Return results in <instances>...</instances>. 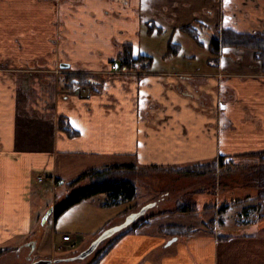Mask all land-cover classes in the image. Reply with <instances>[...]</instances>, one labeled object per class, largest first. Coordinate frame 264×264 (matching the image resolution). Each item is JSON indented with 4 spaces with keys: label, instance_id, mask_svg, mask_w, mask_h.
Returning <instances> with one entry per match:
<instances>
[{
    "label": "crops",
    "instance_id": "0c3cea01",
    "mask_svg": "<svg viewBox=\"0 0 264 264\" xmlns=\"http://www.w3.org/2000/svg\"><path fill=\"white\" fill-rule=\"evenodd\" d=\"M224 29L264 33V0H0V251L35 252L39 187L57 191L108 164L181 166L264 151V72L252 49L213 55L205 37ZM125 43L150 55L149 67L116 71ZM62 62L71 67L58 72L48 107V96L33 95ZM72 72L93 74L100 89L67 90ZM60 116L77 135L59 129ZM155 218L98 264H264L259 223L222 238L200 226L169 244L150 227Z\"/></svg>",
    "mask_w": 264,
    "mask_h": 264
},
{
    "label": "rangeland",
    "instance_id": "374dc122",
    "mask_svg": "<svg viewBox=\"0 0 264 264\" xmlns=\"http://www.w3.org/2000/svg\"><path fill=\"white\" fill-rule=\"evenodd\" d=\"M152 29L151 27L148 31L151 33ZM183 32L186 31L183 30ZM186 34L188 35L187 32ZM190 37L196 42L197 46H204L199 33V39H195L192 36ZM205 38L210 43L211 37L208 35ZM185 39L187 38H183L182 40L186 42ZM143 40H147L148 44L152 45L153 39ZM188 41L191 42L192 40L190 39ZM158 42L161 41L156 40L153 42V45ZM171 43L170 41L169 45ZM174 44L176 45L171 46V48L176 47L178 51L181 45L179 46L177 43ZM185 45L187 44L185 43ZM145 47L143 45L142 49ZM210 60L212 61V59ZM136 68H141V65L138 64L134 66L132 70L128 68L125 72L127 74H135ZM60 70V67H58L55 71H48L46 77L47 85H43V90L41 92L37 91V94L33 95L39 97L40 93L44 97L48 96V98H46L48 107H50L52 103V95L56 88L55 81H57L56 77ZM65 71H67V69H65ZM39 75H37V77H39ZM40 77L44 78L45 74ZM58 81L60 82V79ZM211 161V159L205 160V162ZM250 163L255 162L252 159L243 158L233 160L232 164L227 162L224 168L218 167L214 170L203 168L206 171L192 166H185L186 168L183 169H169L163 167L152 170H138L134 174H131L137 184V194L132 201H126L118 205L105 206L104 203L107 197L105 194H99L73 206L57 219L53 213V204L62 201L68 189V185L65 183H63L64 185L59 184L57 191L51 188L39 187L42 192L41 195L44 198H39L38 204H36V210L41 214V221L39 222L41 226L39 231L41 233L38 235L39 241L36 243L35 252L43 254L50 252L52 248L54 249V254L39 257L35 252H31V247H25L22 253H16L15 251L1 252L0 264H36L34 261L41 258L53 260L60 259L51 264H92L116 236L121 234L125 235L133 231L129 228L126 229L127 227H130V225L134 223H139L141 220H145L141 222L143 224L140 223L143 226L138 228V231L148 224L146 221L149 222L150 219L155 217L150 227L157 229L159 226V233H161L160 228L163 226L181 225L185 228L197 229L198 231L200 229L197 227L205 226L208 231L213 232V230H217V233L220 235H230L232 232L242 229L243 226L237 227V224H250L256 222L260 224V233L264 234V200H261L257 196V188L255 186L246 184L248 182L243 180L241 176L242 170H235L236 165ZM234 170L236 172L232 173ZM221 172L225 173V175ZM233 179H238L241 181V184L235 183L228 187V183H231ZM89 182L88 180L82 181L77 184L78 187L76 188L86 186ZM223 182L226 186L221 189L222 184L220 183ZM46 185L53 186L51 181H48ZM151 204L154 205L148 208L144 215L140 216L136 221L132 222L124 229L117 231L113 236L107 237L99 242L94 251L88 256L82 259L74 258L96 241L103 227L106 225H109L108 227L114 225L118 226L125 222L129 215ZM225 206L227 210L221 214L220 208ZM185 208H189V210L193 209V212L181 211ZM176 209L178 210L174 212ZM221 219H223V222H221ZM39 224L36 225L39 227ZM65 232L76 237L77 244L75 247H68V242L62 240V235ZM53 237L56 241L54 247L52 246ZM167 238L171 240L174 237L169 235Z\"/></svg>",
    "mask_w": 264,
    "mask_h": 264
},
{
    "label": "trees",
    "instance_id": "16d2710c",
    "mask_svg": "<svg viewBox=\"0 0 264 264\" xmlns=\"http://www.w3.org/2000/svg\"><path fill=\"white\" fill-rule=\"evenodd\" d=\"M189 36H192L195 39H199L197 30L187 26L184 27ZM176 44L171 43L169 45V49L171 46H175ZM178 45V44H177ZM222 47H238V48H247L252 49L254 51V58L259 61L261 64L262 71L264 72V33L262 32H251V33H239L232 29H224L220 32L217 38H212L210 41V51L213 55H217L219 50ZM119 65L121 68H134V66L140 64L142 68L149 67L152 57L147 54H140L138 57L134 56V49L132 44L125 43L121 47V51L118 55ZM64 81L67 83V90H74L76 87L84 85L90 87L93 91H98L100 88L96 86L95 78L91 73L84 72H72L66 73L64 75ZM58 127L63 130L69 136H75L78 134V131L72 127L68 118L66 116H60L58 118ZM241 159H252L255 163L244 164V165H236L235 170H242L241 176L246 184H250L251 186H255L257 188V196L264 200V151L253 152L248 154H243L237 156ZM233 162V159H227L224 155H220L217 159L212 160L211 162H194L187 165H178V166H168L164 168L169 169H179L186 168L185 166H192L198 169L214 170L218 167H225L226 163ZM233 166V165H232ZM163 168L160 166H139L137 164H108L102 167L93 168L81 173L72 181H69L67 184L71 188V191L67 194V196L59 203H57L53 208V213L55 218H59L63 213L72 208L73 206L81 203L84 200L90 199L95 195L105 194L107 197L105 206L118 205L126 201H132L137 194V187L135 184L134 178L131 175L126 176L125 173L134 174L138 170H152ZM205 168V169H203ZM232 171V173L236 171ZM222 173V172H221ZM225 175V173H222ZM231 174V173H229ZM220 176V174H219ZM249 177V178H248ZM90 181L89 184L83 186L81 188L78 187L77 184L82 181ZM238 179H233L231 183H228V187L234 185L235 183H240ZM222 184V188L226 186V184ZM241 184V183H240ZM176 209L174 212H176ZM227 210V207H221L220 213L223 214ZM247 210V209H245ZM183 212H188L189 208L182 209ZM145 220H141L139 223H134L127 227L126 229H131L133 231H137L140 228L141 222ZM223 222V219H221ZM141 223V224H140ZM148 223V221H146ZM140 224V225H139ZM222 225V224H221ZM106 225L102 230L101 234L98 236L100 242L103 241L107 237H111L116 234L115 231L116 226ZM161 233L167 234L172 237H184L191 236L198 232L197 229H189L185 228L181 225H168L160 228ZM215 230H213L214 232ZM124 234L116 236L114 240H112L104 252L97 257L92 264H98V262L102 259V257L114 246V244L118 241V239ZM228 234H221L220 238L228 237ZM1 253V251H0Z\"/></svg>",
    "mask_w": 264,
    "mask_h": 264
},
{
    "label": "water",
    "instance_id": "95a60500",
    "mask_svg": "<svg viewBox=\"0 0 264 264\" xmlns=\"http://www.w3.org/2000/svg\"><path fill=\"white\" fill-rule=\"evenodd\" d=\"M60 67L63 69H69L71 67L70 63H66V62H62L60 64ZM154 204L151 205H147L145 207H143L140 211L133 213L131 215H129L126 219L125 222L121 223L120 225L116 226L115 231H120L122 229H124L125 227L129 226L132 222L136 221L140 216L144 215L147 211L148 208L152 207ZM176 238L174 237L173 239H171L169 241V244H171L173 241H175ZM100 239L94 241L86 250L82 251L81 253H79L77 256H75V259H82L85 258L86 256H88L91 252L94 251V249L97 247V245L99 244ZM60 259L57 260H53V259H39L36 260L35 263L36 264H51L53 262H57Z\"/></svg>",
    "mask_w": 264,
    "mask_h": 264
},
{
    "label": "built area",
    "instance_id": "2783aa9c",
    "mask_svg": "<svg viewBox=\"0 0 264 264\" xmlns=\"http://www.w3.org/2000/svg\"><path fill=\"white\" fill-rule=\"evenodd\" d=\"M63 240L69 242L68 247H74L76 245V241H77L72 235H69V234H64Z\"/></svg>",
    "mask_w": 264,
    "mask_h": 264
},
{
    "label": "flooded vegetation",
    "instance_id": "af4514ba",
    "mask_svg": "<svg viewBox=\"0 0 264 264\" xmlns=\"http://www.w3.org/2000/svg\"><path fill=\"white\" fill-rule=\"evenodd\" d=\"M35 262V261H34Z\"/></svg>",
    "mask_w": 264,
    "mask_h": 264
}]
</instances>
